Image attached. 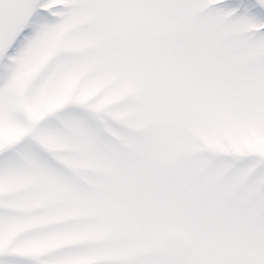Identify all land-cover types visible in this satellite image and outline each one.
<instances>
[{
	"label": "snow or ice",
	"instance_id": "snow-or-ice-1",
	"mask_svg": "<svg viewBox=\"0 0 264 264\" xmlns=\"http://www.w3.org/2000/svg\"><path fill=\"white\" fill-rule=\"evenodd\" d=\"M0 264H264V0H0Z\"/></svg>",
	"mask_w": 264,
	"mask_h": 264
}]
</instances>
